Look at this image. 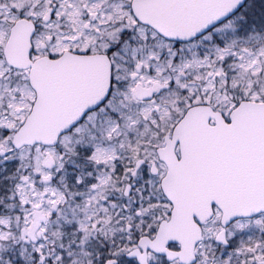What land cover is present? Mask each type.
Here are the masks:
<instances>
[{
  "label": "snow or ice",
  "instance_id": "1",
  "mask_svg": "<svg viewBox=\"0 0 264 264\" xmlns=\"http://www.w3.org/2000/svg\"><path fill=\"white\" fill-rule=\"evenodd\" d=\"M0 264H264V0H0Z\"/></svg>",
  "mask_w": 264,
  "mask_h": 264
}]
</instances>
